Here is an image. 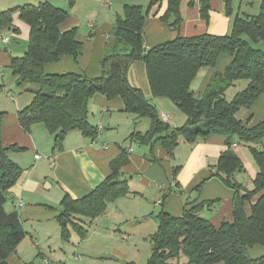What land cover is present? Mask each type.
I'll use <instances>...</instances> for the list:
<instances>
[{"label":"trees","instance_id":"1","mask_svg":"<svg viewBox=\"0 0 264 264\" xmlns=\"http://www.w3.org/2000/svg\"><path fill=\"white\" fill-rule=\"evenodd\" d=\"M159 1L162 0H151L147 8L137 4L125 6L112 31L116 45L102 58V73L97 77L45 72L47 64L66 55L78 58L82 53L83 44L76 39L77 28L60 29L69 16L67 10L48 1L0 10V29L13 25L15 13L30 26L27 51L12 57L9 66L20 88L29 83L37 85L25 89L33 98L19 112L20 123L27 131L32 125L43 123L54 136L55 150L61 149L66 135L74 130L96 138L97 128L89 122V101L100 93L109 99L119 96L126 111L150 118L147 133H134L132 137L143 142L160 140L170 155L181 136L194 142L211 134H223L228 148L219 157L214 175L235 191L232 220L224 219L215 225L201 214L205 203L197 198L186 202L180 215L161 210L147 264H264V254L252 257L249 253L255 245L264 246V194L251 204L250 214L246 209V202L264 190V120L248 127L237 117L241 108L251 107L264 95V52L251 45L252 40H264V0L259 15L237 16L232 32L226 35L207 32L178 36L147 50L144 25L149 8ZM166 1L167 10L161 19L178 30L183 22L182 0ZM210 10L209 1L201 0L202 18L209 20ZM224 54L232 56L230 63L222 71L215 70L204 91L196 93L192 84L200 70L215 67ZM138 60L146 65L152 95L169 98L187 115L182 127L172 128L164 122L143 90L130 84L128 70ZM241 79L248 81L246 87L228 100L227 88ZM3 116L0 111V264H10L8 259L26 237V231L19 213L6 208L9 190L20 179L23 169L9 155V151L22 148L2 144ZM236 140L249 145L259 167L252 189L236 178L244 170L243 162L231 148ZM129 161V152L122 149L111 161L112 174L90 194L79 199L67 194L63 198L57 219L64 240L70 239L71 228L82 233L75 221L77 216L95 219L105 213L107 202L130 193L127 180L121 179L123 167Z\"/></svg>","mask_w":264,"mask_h":264},{"label":"crops","instance_id":"2","mask_svg":"<svg viewBox=\"0 0 264 264\" xmlns=\"http://www.w3.org/2000/svg\"><path fill=\"white\" fill-rule=\"evenodd\" d=\"M22 1L0 0V5L13 8ZM24 1L33 4L35 0ZM40 1H48L67 10L69 16L61 24L60 29L65 31L77 28L76 39L83 44L82 53L78 58L63 56L60 60L47 64L45 72H76L88 77H97L102 73V58L116 45L117 38L112 31L117 19L123 16L125 6L137 4L147 8L151 0ZM200 3L201 0H182L183 22L178 30L161 19L167 10L166 0L159 1L149 8L144 25L145 48L149 50L178 36H194L207 32L222 35L225 32L222 28L226 30L231 27V21L222 16V3H212L209 20L202 18ZM10 27L17 37L22 29L20 37L24 42L12 44L8 34H3L5 28L0 29V35L8 37L7 41L0 43V65L5 66L10 65L12 57L20 56L23 47L28 49L26 42L29 44L30 38V26L19 17V13L14 14L13 25ZM231 60L232 56L221 55L217 65L208 68L200 78L196 93L203 92L215 70H224ZM0 77L3 80L1 90L6 93L2 95L3 97L0 95V111L4 112L1 127L2 144L6 147L17 145L22 148L20 151H9L10 157L22 167L23 173L9 190L10 201L8 204L7 200L6 208L19 213L26 237L16 252L10 255L8 259L10 264L30 262L36 264V256L42 257L43 264H93L91 262L93 256L85 254L86 247L83 249L75 247L74 257L66 259L60 257L57 258V262H51L52 260L47 258V253L55 249L56 243L60 240L66 243L61 237L62 230L57 219L62 210L63 198L67 194L74 199L90 194L112 174L111 161L122 149H127L130 155V161L123 167L121 176V179L128 182L130 193L127 196L145 200L149 206L144 212L147 217L154 212L153 204L172 215H180L186 202L197 198L205 203L201 214L215 225H220L224 219L232 220L235 191L219 176L214 175L219 157L228 148L223 134H211L206 138H197L194 142H188L181 136L179 144L170 155L160 140L143 142L132 137L134 133H147L151 126L150 118L126 111L124 101L119 96L109 99L98 93L89 101V122L97 128V137L88 138L81 131L74 130L66 135L61 149L55 150L54 136L43 123L32 125L29 131L20 123L19 112L29 105L33 98L25 89L36 87L25 84L20 88V95L14 96L12 87L16 84L17 77L3 71L0 72ZM128 79L131 85L143 90L159 113L166 112L171 116L169 124L172 128H177L183 121L181 118H186V115L179 117L181 115L177 113L176 104L171 105L166 97L152 95L144 61L138 60L130 66ZM237 117L248 127L264 120V95H260L251 107L241 108ZM176 118H179L178 123L175 122ZM231 148L244 165V170L236 175L237 180L245 185L243 175L245 172L254 185L253 180L259 167L249 147L241 145L239 140H236ZM36 155L40 157L36 158ZM177 167H179L177 174L174 175ZM261 194H264V190L251 202H246L249 214L251 204L255 203ZM108 216V212L102 215L103 218ZM80 217L77 216V219ZM97 220L98 218L92 221L91 225L94 227L91 226L90 231L88 230L87 238L93 235L95 226L107 230L109 236H115L116 232L114 233L108 226L96 225ZM73 231L71 228V237L67 241L75 244ZM65 249L67 250V247ZM249 253L252 257L263 255L264 246L255 245L249 249ZM77 254L84 257L80 258L76 256Z\"/></svg>","mask_w":264,"mask_h":264},{"label":"rangeland","instance_id":"3","mask_svg":"<svg viewBox=\"0 0 264 264\" xmlns=\"http://www.w3.org/2000/svg\"><path fill=\"white\" fill-rule=\"evenodd\" d=\"M208 1L210 3L211 9L212 3H222V16L231 21V27H229V29L225 30L224 28H222V30L225 31L222 35H226L232 32L233 24L237 16L247 18L259 15L263 2V0H217L212 2L211 0ZM24 2L26 1L23 0L22 3H20V5L18 6H23L24 4H27ZM40 2V0H35L33 4L37 5ZM9 8L11 7H8L7 5H0V10H7ZM3 34H8L12 44L24 42L22 37H20V35L22 34V29L21 32L18 34V37L12 32L11 27H6L5 33ZM26 45H28L27 42ZM251 45L253 48L260 49L264 52V40H252ZM1 47L3 48L4 46L2 45ZM26 49L27 47H23L19 55H24ZM9 66V64L6 66L0 65V72H6L8 75L12 74V70ZM207 69L208 68H204L200 70L198 76L194 80L192 84V89L195 92L198 90L197 86L199 85L200 78L203 76L204 72ZM0 80V95L2 96L6 93L1 90V82L3 80ZM247 82V80L241 79L237 80L234 84L230 85L226 90L227 99L232 100L239 91L243 90L246 87ZM28 85L37 87V85L33 83H29ZM12 90L14 96L20 95V87L17 84L13 85ZM165 99L171 105L175 104L169 98ZM176 107L178 111L177 113L181 115L179 117H185L186 114L177 105ZM187 119V115L185 119L181 118V120L183 121L182 123H179L177 127H182L187 122ZM175 122L178 123L179 118H176ZM239 143L243 146L249 147V145L246 143H243L241 141H239ZM243 175L245 176L244 187H249V189L254 188V185H252L251 179L248 177V175L245 174V172ZM9 201L10 199H8V204ZM151 204L153 203L151 202ZM146 208L149 209V206L145 202V200H142L138 197H128L127 195L121 196L114 201L107 202L105 212H108L109 216L107 218H103V214L98 216L96 225L99 224V226H108L109 228L114 230V233L116 232L115 236H109L110 234L107 233V230H102L101 228H97V226H95L96 230L94 231L93 235L87 238L88 230L90 231V228L92 226L91 223L94 219H91L89 217H86L85 219V217L81 216L79 219H75V221L78 222L81 226L82 231V233H80V231L74 229L73 232H75V244L68 243L67 240L66 243L61 242L60 240L59 243H56L57 245L55 249H52L50 253H47V258L52 260L51 262H57V258L60 257L64 259L68 257L72 258L75 256V247H78L79 249H83L84 247H86L87 252L85 254L93 256V258L91 259V262L93 264H147L148 259L150 258L152 253V235L155 233L158 227V214L161 211V207H156L153 204L152 210L154 212L149 217L144 214ZM84 233L85 235L83 236L82 234ZM65 247H67V250L65 249ZM64 251H66L67 253H65ZM76 256H80V258L84 257V255L82 254H77ZM35 260L34 261L36 264H43L42 257L36 256ZM220 264H222V262Z\"/></svg>","mask_w":264,"mask_h":264},{"label":"built area","instance_id":"4","mask_svg":"<svg viewBox=\"0 0 264 264\" xmlns=\"http://www.w3.org/2000/svg\"><path fill=\"white\" fill-rule=\"evenodd\" d=\"M8 40V37H5V36H2L0 35V43L1 42H4V41H7ZM159 117L164 121V122H167L169 123L171 121V116L166 113V112H160L159 113ZM40 155H36V158H39ZM23 204V203H22Z\"/></svg>","mask_w":264,"mask_h":264}]
</instances>
